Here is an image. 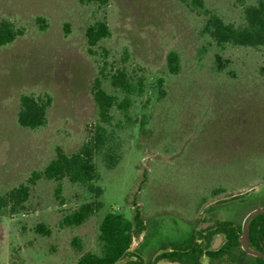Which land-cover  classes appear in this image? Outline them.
<instances>
[{
    "label": "rangeland",
    "instance_id": "374dc122",
    "mask_svg": "<svg viewBox=\"0 0 264 264\" xmlns=\"http://www.w3.org/2000/svg\"><path fill=\"white\" fill-rule=\"evenodd\" d=\"M242 1L202 0L199 7L180 0H109L100 7L80 0H0V23L7 19L23 30L0 46V196L42 170L57 147L73 153L91 137L98 121L92 87L103 58L88 51L89 24L106 17L112 34L95 50H108L111 66L126 65L146 78L145 94L130 111L134 123L119 130L121 161L109 170L95 159L104 193L68 178H41L24 208L0 210V264H77L84 253L100 251L107 213L132 219L137 211L146 222L138 249L147 260L189 240L195 209L211 201L215 187L225 191L222 199L235 194L226 208L264 204V49L221 51L203 32L206 10L244 24ZM38 17L47 19L45 29ZM172 50L181 55L179 74L168 68ZM104 86L115 92L108 80ZM23 93L51 95L45 126L18 123ZM96 200L101 208L84 223L62 224L66 213ZM41 223L48 234L37 231Z\"/></svg>",
    "mask_w": 264,
    "mask_h": 264
},
{
    "label": "trees",
    "instance_id": "16d2710c",
    "mask_svg": "<svg viewBox=\"0 0 264 264\" xmlns=\"http://www.w3.org/2000/svg\"><path fill=\"white\" fill-rule=\"evenodd\" d=\"M84 5L96 2L100 7L107 4L109 0H80ZM184 4L193 3L202 7V0H180ZM245 23L236 25L227 21L220 14L206 10L207 19L203 28L204 34L208 35L217 48L221 51L227 46L244 47L253 49H264V0H255L247 4L242 1ZM38 22L43 29L48 26L44 17H38ZM23 34V30L17 28L12 21L3 19L0 23V46H5L15 41ZM112 31L106 17L97 18L88 25L86 37L88 51L92 55L102 56L99 64V74L95 78L92 94L98 109V121L91 131V137L85 141L79 150L67 153L62 147L56 148L55 157L42 169L35 170L26 182L12 188L6 194L0 196V210L11 209L17 211L25 207L32 187L41 178L61 181L68 178L72 183L82 184L100 196L104 193L101 185L96 182L102 176L95 159L103 162L107 169H113L121 161V137L119 130L128 124L134 123L130 111L137 98L145 94L144 75L137 73L128 66H111L108 61L109 51L97 52L95 46L102 40L111 36ZM218 62L221 55L218 53ZM129 61V53L125 50L123 62ZM168 68L171 74H179L181 71V55L172 50L167 55ZM108 80L115 92H110L104 81ZM159 92L166 94L165 79L159 78ZM52 105V97L48 93L45 96L23 93L20 96V110L18 112V123L22 127L33 130L39 129L47 124L48 110ZM116 113L123 116L117 119ZM60 187V186H59ZM102 206L100 201L82 204L78 208L65 214L62 219L64 226L81 225L93 216ZM144 228L141 213L137 211L132 219L123 213L109 212L103 218L98 241L99 252L84 253L77 264H114L127 255V251L133 240V236ZM37 231L48 234L50 231L43 223L37 226ZM74 243L80 247L79 239ZM124 264H143L142 260H129Z\"/></svg>",
    "mask_w": 264,
    "mask_h": 264
},
{
    "label": "flooded vegetation",
    "instance_id": "af4514ba",
    "mask_svg": "<svg viewBox=\"0 0 264 264\" xmlns=\"http://www.w3.org/2000/svg\"><path fill=\"white\" fill-rule=\"evenodd\" d=\"M223 194L226 193L220 187L213 188L208 198L211 201L195 209L194 226L187 242L156 251L147 260L139 252L146 230L143 220L144 228L133 236L126 256L132 257L130 260H142L143 264H159L161 260L170 264H264V213L249 221L247 246L242 241L246 218L264 208V204H250L244 211H235L225 206L235 194L222 199Z\"/></svg>",
    "mask_w": 264,
    "mask_h": 264
},
{
    "label": "water",
    "instance_id": "95a60500",
    "mask_svg": "<svg viewBox=\"0 0 264 264\" xmlns=\"http://www.w3.org/2000/svg\"><path fill=\"white\" fill-rule=\"evenodd\" d=\"M260 213H264V208H260V209H257L253 212H251L248 217L246 218L245 220V232H244V236L242 238V241L243 243L247 246V242H246V232H247V226H248V223L249 221L256 215L260 214ZM132 257L130 256H126L122 259H119L117 262H115L114 264H124L125 262H127L128 260H130Z\"/></svg>",
    "mask_w": 264,
    "mask_h": 264
}]
</instances>
